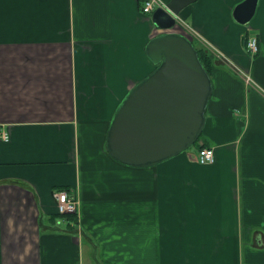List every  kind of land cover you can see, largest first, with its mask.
Masks as SVG:
<instances>
[{"label":"crops","instance_id":"obj_1","mask_svg":"<svg viewBox=\"0 0 264 264\" xmlns=\"http://www.w3.org/2000/svg\"><path fill=\"white\" fill-rule=\"evenodd\" d=\"M242 1L178 15L236 65L213 61L196 150L138 169L106 152L115 107L106 122L90 109L103 125L80 141L79 98L119 104L155 68L154 12L143 0H0V264H264V0L247 27L232 15ZM202 145L213 164L198 161ZM64 190L76 214H59Z\"/></svg>","mask_w":264,"mask_h":264},{"label":"water","instance_id":"obj_2","mask_svg":"<svg viewBox=\"0 0 264 264\" xmlns=\"http://www.w3.org/2000/svg\"><path fill=\"white\" fill-rule=\"evenodd\" d=\"M199 0H171L157 9L154 26L174 30L176 16ZM259 0H243L233 11L241 25L254 18ZM145 52L155 69L117 106L106 135V152L130 168H151L186 152L200 140L214 82L194 43L177 31L149 40Z\"/></svg>","mask_w":264,"mask_h":264},{"label":"built area","instance_id":"obj_3","mask_svg":"<svg viewBox=\"0 0 264 264\" xmlns=\"http://www.w3.org/2000/svg\"><path fill=\"white\" fill-rule=\"evenodd\" d=\"M157 9L168 10V4L163 0H143L142 12L144 14L151 15ZM176 20H177L176 28L182 27L180 28L182 31L181 33L185 35L188 39H190L191 41H195V39H199V38L201 39V37L197 33H195V31H191L187 27L183 26V24L180 22L179 16H176ZM167 31L168 30H166V32ZM158 32H165V30H158ZM206 49L211 56L215 55L214 57L218 58L219 60L226 61L227 63H231L235 65L232 61L230 62L229 58L225 54L221 53V51L218 52V54H215L216 49H211L208 47ZM247 49L250 54H257L259 52V41L256 36L254 35L249 36L247 40ZM236 70L238 71L239 74L243 75V70L241 69H236ZM247 81L248 84H250L251 78L248 77ZM1 137L4 141H9L10 139L8 133H2ZM215 160L216 157L213 148H202L201 150H199L198 161L201 164L210 165L213 164ZM54 198L56 199L57 208L60 215H70L77 213L78 202L72 197L69 191L67 190L57 191L54 194Z\"/></svg>","mask_w":264,"mask_h":264},{"label":"rangeland","instance_id":"obj_4","mask_svg":"<svg viewBox=\"0 0 264 264\" xmlns=\"http://www.w3.org/2000/svg\"><path fill=\"white\" fill-rule=\"evenodd\" d=\"M164 1V0H163ZM232 15H233V12H232ZM180 22L183 24L184 27H187V24L180 18ZM239 25V24H238ZM241 27H247V25H240ZM182 28V27H180ZM179 27L178 28H175L174 30H171V31H177V32H182L181 29ZM189 29V28H188ZM196 33V32H195ZM155 34V32H154ZM159 34V33H158ZM201 39H195V41H197L199 43V45L203 48H211V49H216L215 50V54H218V52L222 50H220V48H218L215 44L212 43V41L210 39H206L204 37H202L199 33H197ZM214 55V54H213ZM215 56V55H214ZM213 57L214 61L215 62H218V61H222V60H219L218 58L216 57ZM226 62V61H225ZM154 65V64H153ZM236 65V64H235ZM155 66V65H154ZM155 69V68H154ZM153 69V70H154ZM152 70V71H153ZM151 71V72H152ZM150 72V73H151ZM109 93H111V91L109 90ZM96 100H100V98H93L92 101H89L87 100V98H79V105H80V110L81 111H84V116H83V119H81L82 121H85V122H90V125L89 126H84L82 129L80 128V131H79V138H80V141L82 142H85V138H83V136H85V132L86 131H89L92 135H93V138H94V142H96L98 139L97 137L95 136V134L97 133L98 131V125H103V124H100V118L99 116L97 117H92L91 116V113L92 112H96L98 114H101L103 113V120L104 122H106V117L108 115H110L111 113V110L113 107H115V110L117 108V105L119 104H115L114 102V98H107L108 100V103L107 104H102L100 102H96ZM116 99V98H115ZM123 99V98H122ZM122 101V100H121ZM114 102V103H113ZM90 109L92 110V112H90ZM114 110V111H115ZM114 114V113H113ZM113 116V115H112ZM88 135L90 136V134L88 133ZM196 150V145H194L193 147H191L190 149H188L186 152L187 153H192ZM186 153V154H187ZM177 158V157H176ZM175 159V158H174ZM86 264H88L86 262Z\"/></svg>","mask_w":264,"mask_h":264},{"label":"trees","instance_id":"obj_5","mask_svg":"<svg viewBox=\"0 0 264 264\" xmlns=\"http://www.w3.org/2000/svg\"><path fill=\"white\" fill-rule=\"evenodd\" d=\"M244 39L246 42L248 39V36L246 35ZM193 43L199 52L200 59H201L202 63L204 64L205 68L207 69V71L210 73V75L213 78V63H214L213 57L207 52V50L205 48L201 47L197 41H193ZM109 124H110V122L108 123V127H109ZM202 138H203V134L200 137V140L196 143V146L202 141ZM202 148H204V145L200 146V150ZM60 189H64V188H60ZM56 217H59V216H56Z\"/></svg>","mask_w":264,"mask_h":264}]
</instances>
